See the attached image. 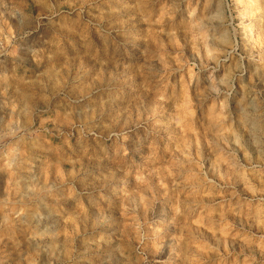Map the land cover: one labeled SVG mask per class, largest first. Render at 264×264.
Segmentation results:
<instances>
[{
	"label": "rangeland",
	"instance_id": "1",
	"mask_svg": "<svg viewBox=\"0 0 264 264\" xmlns=\"http://www.w3.org/2000/svg\"><path fill=\"white\" fill-rule=\"evenodd\" d=\"M0 264H264V0H0Z\"/></svg>",
	"mask_w": 264,
	"mask_h": 264
}]
</instances>
